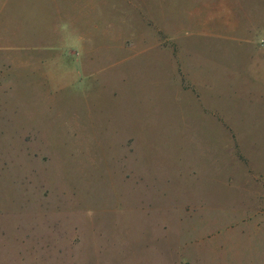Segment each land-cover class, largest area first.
I'll use <instances>...</instances> for the list:
<instances>
[{
    "label": "rangeland",
    "instance_id": "rangeland-1",
    "mask_svg": "<svg viewBox=\"0 0 264 264\" xmlns=\"http://www.w3.org/2000/svg\"><path fill=\"white\" fill-rule=\"evenodd\" d=\"M258 83L264 0H0V264H264Z\"/></svg>",
    "mask_w": 264,
    "mask_h": 264
},
{
    "label": "crops",
    "instance_id": "crops-1",
    "mask_svg": "<svg viewBox=\"0 0 264 264\" xmlns=\"http://www.w3.org/2000/svg\"><path fill=\"white\" fill-rule=\"evenodd\" d=\"M208 29V28H206ZM212 30V29H211ZM219 32L225 31V30H218ZM167 37L164 39L165 43L170 44L171 46L176 44V47L173 46V54L174 56L177 58V62H178V71L181 73V78H182V86L187 89V90H193L195 92V94L197 95L198 99H201V93L199 91V86H197L195 80H194V75L192 74V70L189 69L188 67H190L189 65V60L186 59L185 56H183L184 54L182 53L181 50H178V44H177V39L180 36V34H176V31H167L166 32ZM222 35V34H219ZM162 38V37H161ZM250 85H252L251 83H245L243 86L241 85H236V89L240 88V93L239 95H243L246 93V96H248L250 98V100H252L253 96H254V88L251 87ZM255 89L257 90V99L258 100H262V98H264V83H258V86L255 87ZM248 91H250L251 93H249ZM234 134V133H233ZM246 156V155H245ZM247 166L248 171L251 173V177L256 181V187L258 189L257 191V195L264 200V174L261 173V171H258L259 174L256 173V168L255 166L251 165V163H249L248 161H244Z\"/></svg>",
    "mask_w": 264,
    "mask_h": 264
}]
</instances>
